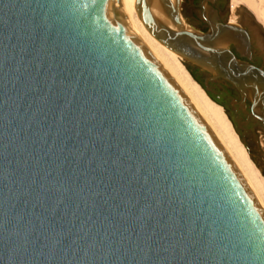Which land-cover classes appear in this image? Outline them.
<instances>
[{
	"label": "water",
	"instance_id": "obj_1",
	"mask_svg": "<svg viewBox=\"0 0 264 264\" xmlns=\"http://www.w3.org/2000/svg\"><path fill=\"white\" fill-rule=\"evenodd\" d=\"M160 1L174 28L143 25L204 65ZM0 264H264L246 178L115 0H0Z\"/></svg>",
	"mask_w": 264,
	"mask_h": 264
},
{
	"label": "flooded vegetation",
	"instance_id": "obj_2",
	"mask_svg": "<svg viewBox=\"0 0 264 264\" xmlns=\"http://www.w3.org/2000/svg\"><path fill=\"white\" fill-rule=\"evenodd\" d=\"M233 12L224 0L178 3L181 28L203 37L192 48L204 59V65H195L205 72L215 68L217 73L209 77V82L222 83L264 132V27L253 13L233 18ZM203 46L213 50H204Z\"/></svg>",
	"mask_w": 264,
	"mask_h": 264
},
{
	"label": "bare ground",
	"instance_id": "obj_3",
	"mask_svg": "<svg viewBox=\"0 0 264 264\" xmlns=\"http://www.w3.org/2000/svg\"><path fill=\"white\" fill-rule=\"evenodd\" d=\"M141 45L173 82L196 114L221 143L233 163L246 178L253 197L264 212V201L255 183L254 171L247 155L228 128L219 106L210 101L193 83L178 61V54L156 40L143 25L136 9L135 0H115ZM151 13L159 22L173 27L160 0H149ZM258 180H256L257 182ZM258 183V182H257Z\"/></svg>",
	"mask_w": 264,
	"mask_h": 264
},
{
	"label": "rangeland",
	"instance_id": "obj_4",
	"mask_svg": "<svg viewBox=\"0 0 264 264\" xmlns=\"http://www.w3.org/2000/svg\"><path fill=\"white\" fill-rule=\"evenodd\" d=\"M232 7L233 18L240 13H253L264 27V0H224ZM183 70L205 96L219 106L228 128L243 147L248 161L254 171L255 183L264 201V132L258 122L250 116L243 105L236 104L231 92L220 82H209L211 72L200 70L194 62L178 55ZM193 73H192V72ZM203 82L207 89L200 83ZM222 104V105L219 101ZM256 180H258L256 182Z\"/></svg>",
	"mask_w": 264,
	"mask_h": 264
}]
</instances>
